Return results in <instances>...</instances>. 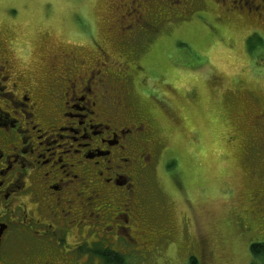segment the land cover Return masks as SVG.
<instances>
[{"label": "rangeland", "instance_id": "374dc122", "mask_svg": "<svg viewBox=\"0 0 264 264\" xmlns=\"http://www.w3.org/2000/svg\"><path fill=\"white\" fill-rule=\"evenodd\" d=\"M170 1L0 0V53L42 96L45 72L59 83L74 57L81 78L83 62L104 57L120 81L129 73V99L159 141L143 200L170 232L120 264H264L249 249L264 245V121L255 122L264 109V19L215 0H201L202 17L178 19Z\"/></svg>", "mask_w": 264, "mask_h": 264}, {"label": "flooded vegetation", "instance_id": "af4514ba", "mask_svg": "<svg viewBox=\"0 0 264 264\" xmlns=\"http://www.w3.org/2000/svg\"><path fill=\"white\" fill-rule=\"evenodd\" d=\"M200 1L169 3L175 18H200ZM215 1L264 19V0ZM169 3L162 5L172 15ZM148 29L153 33L154 25ZM0 55V81L9 82L0 104V264H83L84 253L99 264L109 252L152 250L170 232L148 212L142 193L159 141L129 99V73L120 81L122 72L112 73L104 57L83 62L81 78L74 57L59 83L45 72L42 96ZM261 121L264 109L255 120Z\"/></svg>", "mask_w": 264, "mask_h": 264}, {"label": "trees", "instance_id": "16d2710c", "mask_svg": "<svg viewBox=\"0 0 264 264\" xmlns=\"http://www.w3.org/2000/svg\"><path fill=\"white\" fill-rule=\"evenodd\" d=\"M249 249H250V251H251V253L254 255V256H256V255H258V254H262V255H264V245H261V243H254V242H252L251 244H250V246H249ZM111 254V255H110ZM120 257H122L121 255H119V254H114V253H112V252H109V254H107V255H105V256H103V259L105 260V263L106 264H110V262H113L114 264H120V263H122L121 262V258ZM264 257V256H263ZM264 259V258H263ZM196 261H195V258H190V260H189V263L190 264H196L195 263Z\"/></svg>", "mask_w": 264, "mask_h": 264}, {"label": "bare ground", "instance_id": "6f19581e", "mask_svg": "<svg viewBox=\"0 0 264 264\" xmlns=\"http://www.w3.org/2000/svg\"><path fill=\"white\" fill-rule=\"evenodd\" d=\"M71 59V58H70ZM29 244V243H28Z\"/></svg>", "mask_w": 264, "mask_h": 264}]
</instances>
